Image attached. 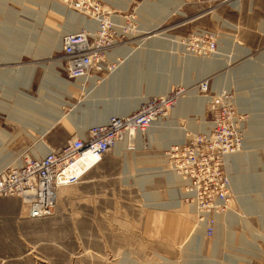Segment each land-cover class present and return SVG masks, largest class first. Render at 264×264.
I'll use <instances>...</instances> for the list:
<instances>
[{"label": "rangeland", "instance_id": "rangeland-1", "mask_svg": "<svg viewBox=\"0 0 264 264\" xmlns=\"http://www.w3.org/2000/svg\"><path fill=\"white\" fill-rule=\"evenodd\" d=\"M96 1L105 16L117 21L123 33L118 46L127 54L117 53L112 73L98 78L96 89L87 91L89 84L68 78L58 61L59 48L48 56L38 41L46 40L48 33L61 40L68 34L63 31L67 15H78L57 0H0V133L10 136L0 135V169L18 165L25 154L42 156L44 152L37 150L41 143L58 148L87 134L94 127L88 120L107 102L121 103L132 99L131 94L158 96L155 92L165 87L183 91L178 95L180 106L191 92L196 105L202 98L230 92L244 124V148L235 157H239L238 175L264 179V0ZM52 3L62 7V14L50 10ZM153 26H158L156 37L147 39ZM201 34L216 44L214 53L199 56L186 51L187 43L197 44ZM166 37L181 45L177 47L182 52H170L173 58L165 47L152 43ZM245 50L249 55L240 54ZM220 53L224 57H218ZM226 55L232 61L219 68ZM185 59L203 62V67L211 61L205 94L198 93V84L184 89L188 78L193 81L198 76L195 64H186ZM54 63H58L54 69L58 79L71 84L70 96L53 85L42 67ZM246 64L256 69L239 77L236 70ZM23 69L27 80L32 77L29 88L27 82L17 84L18 71ZM103 88L108 93L123 90L113 96L99 92ZM20 93L28 98L21 99ZM61 102L67 104L60 108ZM177 107L159 122L174 121L175 132L183 137L203 130L211 120L210 101L202 116L188 112L182 117ZM55 112L62 118L41 137L38 129L48 126L43 120ZM169 134L158 130L151 135L149 147L144 142L129 152L121 142L78 184L59 188L50 217L28 219L19 199L0 200V264H264V192H255L257 187L233 193L229 213L236 220L228 223V213L211 238L205 236L204 222L197 221L181 198L178 208L155 207L156 200L147 199V194L156 193L159 203H170V191L178 187L175 178L169 183L171 174L163 157L167 147L176 144L166 141ZM228 169L230 178L237 175L232 163ZM74 171L86 170L76 167ZM196 239L201 242L199 253L194 249Z\"/></svg>", "mask_w": 264, "mask_h": 264}, {"label": "built area", "instance_id": "built-area-1", "mask_svg": "<svg viewBox=\"0 0 264 264\" xmlns=\"http://www.w3.org/2000/svg\"><path fill=\"white\" fill-rule=\"evenodd\" d=\"M57 1L96 28V33L86 28L62 37L60 59L64 70L70 80L97 83L98 78L114 70L113 59L110 62L107 58L120 44L121 28L115 19L104 15L96 0ZM198 39L197 44L187 43L189 53L205 56L215 51L216 44L207 34ZM196 88L198 93L205 94L208 80L199 82ZM180 91L174 88L165 97L150 96L127 116H111L104 124L92 127L82 139L72 140L38 158H24L19 166L5 167L0 171V198L16 197L28 210L30 219L46 218L56 204L58 188L78 184L127 136L133 139L134 133H146L177 105ZM209 99L211 120L207 126L199 132L186 133L185 141L168 147L163 157L169 173L179 182L181 200L199 223L204 220L205 236L211 238L215 216L225 213L233 198L227 160L235 156L245 140L232 94L222 91ZM78 166L87 170L76 174L74 169Z\"/></svg>", "mask_w": 264, "mask_h": 264}, {"label": "bare ground", "instance_id": "bare-ground-1", "mask_svg": "<svg viewBox=\"0 0 264 264\" xmlns=\"http://www.w3.org/2000/svg\"><path fill=\"white\" fill-rule=\"evenodd\" d=\"M120 1H122V0H120ZM65 7H67V6H65ZM68 8V7H67ZM124 9H126L127 8V3H125L124 4V7H123ZM69 9V8H68ZM50 10H52V11H55V12H58V13H61L62 14V12H63V9H62V7H60V6H57L56 4H54V3H52L51 5H50ZM68 14V13H67ZM67 16H69V18L67 19V23H66V27H65V29L63 30L64 31V33H68V34H73V33H75V32H77V30H78V28L80 27L81 29H91V31H94L95 33H96V28H95V25L93 24V23H91V22H89L88 20H86V19H84V18H82V17H79L78 18V16H76V15H73V14H68ZM37 27L38 28H40L41 27V24L39 23L38 25H37ZM95 28V29H94ZM44 30V29H43ZM158 30V26H153L152 27V29H150V31L147 33V34H151V36L149 37V38H147V39H152V38H154V37H156V35L155 34H157V31ZM44 33H47V31L46 30H44L43 31ZM49 34V36H48V38L45 40V39H43L42 37H40V39L38 40L39 41V43H40V45H42V47H43V49L44 50H46V54L49 56L50 55V50H52V49H54V48H59V51H61V47H62V41L60 40V38L59 37H55V35L53 34V33H48ZM68 34H65V35H68ZM35 38H36V36H35ZM62 39V38H61ZM152 43H154V44H156V45H161V46H163V50H167V51H169V56H170V54L171 53H174L175 51L177 52V51H181L182 52V49H180V48H178V47H180L181 45L177 42H173V43H171V41H170V39L168 38V37H166V38H160V41H157V42H152ZM151 43V44H152ZM177 45H178V47H177ZM121 47H115L113 50H112V52H111V55H109L108 56V61H110L111 62V59H112V56H113V58H115V56H116V53L115 52H117L119 49H120ZM155 48V47H154ZM122 51H124L125 53V56H126V54H127V51L126 50H124V49H121V50H119V52H122ZM186 51H188V49L186 50ZM156 52H158V51H156ZM171 52V53H170ZM215 52V51H214ZM214 52H212V53H214ZM159 53V52H158ZM29 54V53H28ZM31 54V53H30ZM33 54V53H32ZM210 54V53H209ZM208 54V55H209ZM240 54H243V55H249V52L247 51V50H245L244 52L242 51V52H240ZM172 55V54H171ZM33 56H34V54H33ZM217 56L218 57H224V55H221V53L220 54H217ZM171 58H173L172 56H170ZM226 57V61H224L223 63H221V62H219V68H222L223 66H228V62H230V61H232V58L231 57H229V56H225ZM49 60H52L50 57L48 58ZM61 61V59H60V56H59V59H58V61ZM185 60H187V59H185ZM112 62H113V60H112ZM186 64H190V65H194V67H195V70H196V72H197V78H195L193 81L191 80V79H189L188 78V80L184 83V85H183V87H184V89L185 88H187V87H192L193 85H195V84H198L199 82H201V81H203V80H205L206 78H207V75H209L210 73H211V70H212V68H211V66H212V64H211V61L209 62V63H205V66L203 67V62H196V61H194L193 59H188L187 60V63ZM58 66V63H54V65H51L50 67H46V66H42L44 69H46V70H48V74H49V76H50V78L54 81L53 82V85H55L56 87H59L60 89H62L65 93H67V95L68 96H70V94L67 92V88H69L70 86H71V84H69L68 82H62L61 80H59L58 79V73L54 70L56 67ZM121 69V67H118L117 68V70H118V73H119V70ZM256 69V67L255 66H249L248 64H246L245 66H241L238 70H236V72H237V75L239 76V77H244V75H246V74H248L249 72H251V71H253V70H255ZM5 76H7L6 74H5ZM18 77H20V82L19 83H17V84H24V83H26L27 82V87L29 88L30 87V83H31V79H32V77H30L28 80H27V73H26V70H20V71H18V75H17ZM2 77H3V75H2ZM85 80H87V79H82V80H74V81H82L83 83H85L84 81ZM98 80V79H97ZM0 81L2 82L3 80L2 79H0ZM21 81H23V82H21ZM95 82H96V80H94ZM95 82H92L91 83V85H89V87H88V89H87V91H93V89L95 90L96 89V87H95V85H96V83ZM88 83V82H87ZM83 85H85V84H83ZM82 85V86H83ZM17 86V85H16ZM79 87V88H83V87ZM103 90L104 91H107V90H105L104 88L101 90V91H99V92H103ZM120 90H123V89H117V88H114V89H112V93H108V91H107V93H108V95H112L113 94V96H119V94H122V92L120 93ZM170 91V89H168V88H165V87H163L160 91H158L157 93L155 92V95H158V96H166L167 94H168V92ZM183 91L181 90L180 91V93L179 94H181ZM190 92H191V90H190ZM115 93V94H114ZM148 95V94H147ZM145 96L144 98H140L139 97V95L137 94V95H132L131 94V96H133L132 97V99H130V100H125L124 102H121V103H116V102H114V101H112L111 102V104H108V102L107 103H105V106H104V108L102 109V110H100L99 112H97L95 115H93L92 117H90V119L88 120V121H90V123H91V126H97V125H99V124H104L106 121H107V119L109 118V117H111V116H109V115H112V116H118V117H125V116H127L128 114H130L141 102H143L148 96ZM125 96V95H124ZM20 97H21V99H24V100H26V98H28L25 94H23V93H20ZM61 99V98H60ZM63 99V98H62ZM197 100L195 99V97L193 96V94H192V92L190 93V95H189V100L184 104V105H182V106H180V101H178L177 102V104H178V107H177V111H178V113H179V115L180 116H184L186 113H188V112H191V113H193V114H196V115H198V116H202L203 115V109H204V105L207 103V102H209L210 101V99H206V98H202V100L200 101V103L199 104H195V102H196ZM235 103V102H234ZM67 103L66 102H61V103H59V107L61 108V107H63V106H65ZM59 107H58V109H59ZM236 108H237V111H238V107L236 106ZM237 111L235 110V113L237 114ZM127 114V115H126ZM238 114H239V112H238ZM237 114V115H238ZM109 116V117H108ZM240 116V115H239ZM62 118V114L61 113H59V112H55L54 113V116L53 117H49L47 120H43V122L44 123H47L48 124V126H44V127H42V128H39L38 129V134L42 137V136H44L45 134H46V131L50 128V127H52L56 122H59V120ZM239 121H242V125H241V127H242V132H243V129H244V124H243V118L240 116L239 117V119H238ZM173 125V127L172 128H170L171 126ZM78 129V128H77ZM164 130L165 131V134H168L169 132H171L172 134H169V135H165V137H166V139H169V140H166L167 142H169V141H171V142H175L176 144H181V143H183L184 141H185V139H186V134H184V137H183V133H177V132H175V131H177L178 130V128H176L175 126H174V121L173 122H169V123H161V122H159V121H156V123L155 124H153L152 125V127H150L149 128V130L146 132V133H144V134H135L134 133V135H133V139L131 138V137H129V136H127L126 138H125V140L124 141H121L122 142V146L125 148H127L128 147V152L129 151H131V150H133L132 149V147L134 148L135 147V145H137V146H140L141 145V147H142V145H143V143L145 142L146 144H144V147H149V145H150V140H151V135H153V134H155L158 130ZM78 131V130H77ZM90 132V131H89ZM88 132V133H89ZM182 132V131H181ZM185 132V131H184ZM79 134H80V132H78ZM0 135L2 136V137H7V138H9L10 139V136L9 135H7L5 132H1L0 133ZM86 135V134H85ZM85 135H83L82 137H78V138H74L73 140H78V139H82ZM27 136L29 137V138H31L33 141H36V139L30 134V133H27ZM243 136H244V132H243ZM245 137V136H244ZM71 142V141H70ZM121 142H119L112 150H110V152L111 151H113ZM166 142V143H167ZM69 143V142H68ZM41 144H43V143H41ZM37 145V147H38V151H40L41 150V152H44V151H46L47 149H48V151H51V150H56V148H54V149H50V148H48L47 146H45V145ZM67 144V143H66ZM170 147V146H169ZM60 147H58L57 149H59ZM168 148V147H167ZM243 148H244V145L243 146H241V147H239L238 148V152L236 153L237 155H239L241 152H242V150H243ZM37 151V152H38ZM47 151V152H48ZM46 152V153H47ZM109 152V153H110ZM45 153V154H46ZM108 153V154H109ZM41 154V153H40ZM236 154H235V156H236ZM31 156H35V158H38V156H40L38 153H37V156L36 155H34V154H32ZM30 155H28V154H25L23 157H22V160L24 159V158H30L31 157ZM235 156L233 155V156H231L228 160H227V174H228V176L230 177V174H229V169H228V165H229V161H230V163H232V168L234 169V171L236 172V176L235 177H231L230 178V185H231V188H232V190H233V193H235L236 195L238 194V190H240V191H243V192H248V191H250L251 189H253V188H255V187H257L256 188V190H254L255 192H264L263 191V182H264V179H262L261 178V176L259 175V176H253V175H248V174H245V175H242V176H239L238 175V159H239V157L238 158H235ZM236 159V160H235ZM22 160L19 162V164L17 165V164H14V165H16V166H19L20 164H21V162H22ZM233 160H235V162L233 163L232 161ZM14 165H12V166H14ZM256 165V164H255ZM9 166H11V165H9ZM87 166V165H86ZM78 167H80V166H78ZM236 167H237V169H236ZM4 169V167L2 168V169H0V171L1 170H3ZM84 170H87L86 169V167H84ZM241 169H239V171H240ZM252 171H253V169H252ZM158 173H161L160 171L158 172ZM156 174V173H155ZM171 175H173V174H171ZM174 176V175H173ZM151 177V176H150ZM175 177V176H174ZM174 177H172V176H168V178H169V183L171 182V183H173L174 182ZM176 178V177H175ZM176 181V180H175ZM178 182V181H177ZM251 183V184H250ZM261 184H262V186H261ZM252 186H255V187H252ZM64 187V186H63ZM61 188V187H60ZM179 188H180V186H179ZM179 188H177L178 189V191H177V189L176 190H173L172 189V194H171V202L170 203H159L158 202V198L156 197V193H151V194H147V199L149 200V201H151V200H156V204H154V206L155 207H161V208H166V207H170V208H178L179 206H180V204H179V198H181L182 197V194L179 192ZM58 190H59V188H58ZM58 190H57V193H58ZM57 193H56V196H57ZM10 198H16V197H10ZM2 199H9V198H2ZM1 198H0V200H2ZM16 199H18V198H16ZM55 206H56V204L54 205V207H53V209H52V211H51V213L48 215V216H45L46 218L47 217H50L52 214H53V211H54V209H55ZM247 209V208H246ZM228 213H229V209H227V211L225 212V213H223V214H219V215H217V216H215V221H216V226H215V229H214V234H213V236L215 235V231H216V229L219 227V225H220V223H221V221H222V218L224 217V216H226V215H228ZM229 215H231L230 217H228V223H230V224H233V222L236 220V215L234 216V214H232V213H229ZM27 218L28 219H30L29 218V216H28V210H27ZM41 219V218H40ZM40 219H31V220H40ZM202 222H204V220L202 221ZM200 226V225H199ZM202 226H204V224L202 225ZM229 226V225H228ZM200 240H198V239H196V243L194 244V249H195V251H196V253H199L200 252V249H201V245H200Z\"/></svg>", "mask_w": 264, "mask_h": 264}, {"label": "crops", "instance_id": "crops-1", "mask_svg": "<svg viewBox=\"0 0 264 264\" xmlns=\"http://www.w3.org/2000/svg\"><path fill=\"white\" fill-rule=\"evenodd\" d=\"M121 49V48H120ZM119 49V50H120ZM119 50L117 51V52H115L116 53V55H117V53L119 54ZM112 59H113V56H112ZM127 115V114H126ZM83 136V135H82ZM82 136H80V137H82ZM244 144H245V142H244ZM52 149H54V148H52ZM34 151V150H33ZM48 151V149L46 150V151H44V154L46 153ZM236 157V156H235ZM230 164V163H229ZM170 176H172V177H174L173 175H170ZM175 178V177H174ZM175 180H176V183H177V185H178V187L177 188H179V182H177L178 180H177V178H175ZM171 192V191H170ZM171 194H172V192H171ZM171 194H170V196H169V201H170V199H171ZM228 216V215H227ZM227 218H226V216H224L223 218H222V223H224V221L226 220Z\"/></svg>", "mask_w": 264, "mask_h": 264}]
</instances>
